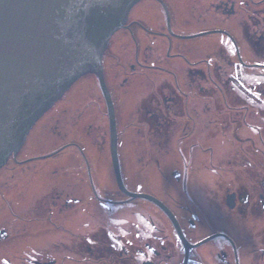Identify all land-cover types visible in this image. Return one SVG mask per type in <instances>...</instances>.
Masks as SVG:
<instances>
[{
	"label": "flooded vegetation",
	"instance_id": "obj_1",
	"mask_svg": "<svg viewBox=\"0 0 264 264\" xmlns=\"http://www.w3.org/2000/svg\"><path fill=\"white\" fill-rule=\"evenodd\" d=\"M162 1L134 6L103 68L122 180L172 218L120 190L109 128L83 121L78 101L72 161L56 164L73 177L42 192L35 170L22 191L0 194V264H264V0ZM107 55L134 62L112 61L108 73ZM137 133L144 157L128 161ZM211 137L234 151L215 154ZM154 151L169 157L147 160ZM164 162L174 169L166 185L142 192L127 182L128 165L139 173Z\"/></svg>",
	"mask_w": 264,
	"mask_h": 264
},
{
	"label": "water",
	"instance_id": "obj_2",
	"mask_svg": "<svg viewBox=\"0 0 264 264\" xmlns=\"http://www.w3.org/2000/svg\"><path fill=\"white\" fill-rule=\"evenodd\" d=\"M138 1L0 0V170L17 155L38 120L79 78L93 73L107 107L120 190L157 204L172 218L160 200L128 190L122 180L114 103L102 66L110 38Z\"/></svg>",
	"mask_w": 264,
	"mask_h": 264
},
{
	"label": "rangeland",
	"instance_id": "obj_3",
	"mask_svg": "<svg viewBox=\"0 0 264 264\" xmlns=\"http://www.w3.org/2000/svg\"><path fill=\"white\" fill-rule=\"evenodd\" d=\"M135 10H138V5L135 7ZM120 55L118 56H109L105 58L104 65L106 67V71L110 73L112 71L111 65L109 66V63L116 64L120 62L122 64V60L129 62H134L133 59L127 60L125 58L120 59ZM111 60V61H109ZM113 65V66H114ZM119 80V79H118ZM120 81L117 80H111L110 86H116L115 83H118L119 85ZM118 90V89H117ZM144 91V90H143ZM123 93L127 95L128 91L123 90ZM146 92H143L142 96H145ZM118 103L123 102V96L120 95L119 90L115 94ZM63 101H61L59 106H54L53 109L50 110L49 113H47L42 120L37 123L32 131L30 132L26 143L24 144L21 152L19 153L18 158L21 160H26L31 157L39 156L37 154L43 155L42 153L52 152L56 150L57 148L63 146L64 141L65 143H70L73 141L74 137V129L73 130H64L63 132L58 131L57 128V122H58V112L61 109H69L72 111V115L76 116V109L74 110V104L79 101V103L82 105L80 106V112L83 111L84 116L83 121H87L88 124H92L93 126L98 125L100 129H104L108 131V121H107V110H106V104L105 101L102 98L101 92L99 90L98 84L96 82L94 74H91L90 76H86L81 78L77 83H75L72 88L64 95ZM227 99L225 97H222L221 99V107L223 113H229L231 111V106L229 105V101H226ZM72 105V106H71ZM69 116V112H68ZM121 117H123L120 114ZM127 121H121L120 125L122 127L123 124H125ZM133 122V121H132ZM131 122V123H132ZM46 124L48 127H46ZM87 127V126H86ZM138 131H142V128L137 129ZM135 132L131 133L134 134ZM139 133V132H138ZM138 133L135 136H132L131 143L134 144V146H129V152L127 160H132L133 162H137L138 159L144 157V152H141L138 150ZM40 137H42V142L44 143L43 146H37L35 149H32V146H29L34 141L39 140ZM107 140L106 143L108 144V134H106ZM130 137V136H129ZM219 139V138H218ZM41 142V141H40ZM38 143V142H37ZM218 143V146H217ZM90 144V142H89ZM214 144L216 148L215 154L219 152H227L228 150H233V145H229L228 142L220 143L216 141V138H209L207 140L206 145H212ZM134 147V148H133ZM236 148V147H235ZM234 151V150H233ZM60 155H56L53 158L49 160H41V161H31V163L18 165L13 159H10V161L7 163V165L2 169L0 172V194H7V193H15L22 191L23 184H26L28 180H30L31 176L33 175L32 171L37 170L39 173L35 174V177L43 178V181L40 179V181L43 183V185H40L42 192H49L51 188L55 187L56 181L59 183L63 179L70 178L71 173L68 170H65V172L60 173L56 167L57 161L66 159L69 162L72 161V152L74 151L71 148H67L63 151H60ZM213 153H208V156L212 155ZM108 157V156H106ZM147 160H150L152 157L153 159L157 160L158 157L161 160V158L168 159V155L166 152L158 153V151H154L152 154H147L145 156ZM81 160V158H79ZM162 161V160H161ZM45 164L47 169L40 168L41 165ZM151 165V164H150ZM148 165V166H150ZM155 165V164H152ZM70 167V166H69ZM174 169L171 167V165H168L167 162H164L162 164V168H147L143 167L139 170H135L134 166L128 165L127 168V175L129 176V179L133 180V178L136 177V171H137V177L131 183L132 181H127L132 186L135 185L137 191H148L153 192L156 187H160L162 184H167L164 180V177H169L171 175L172 171ZM168 173V174H167ZM164 176V177H163ZM14 177V179H12ZM164 182V183H163ZM35 185V182H33ZM54 185V186H53ZM32 186V185H31ZM36 188L39 187V185H35ZM21 189V190H19ZM45 189V191H44ZM155 192V191H154ZM138 200H135L132 202V205H138ZM1 207L4 206V201L0 202Z\"/></svg>",
	"mask_w": 264,
	"mask_h": 264
},
{
	"label": "trees",
	"instance_id": "obj_4",
	"mask_svg": "<svg viewBox=\"0 0 264 264\" xmlns=\"http://www.w3.org/2000/svg\"><path fill=\"white\" fill-rule=\"evenodd\" d=\"M63 99L64 98H62L56 105H55V107L56 106H59L60 104V102L61 101H63ZM72 106V105H71ZM51 109H53V107L51 108ZM50 109V110H51ZM50 110L47 112V113H49L50 112ZM68 112H69V116H68ZM46 113V114H47ZM45 114V115H46ZM44 115V116H45ZM58 115L59 116H56V117H58V122H57V128H58V131H59V133H60V131L61 132H63L64 130H73L74 129V116L72 115V111H70L69 109H67V110H65L64 108L63 109H61L59 112H58ZM43 116V117H44ZM42 117V118H43ZM42 118L38 121V123L42 120ZM46 127H48V125L46 124ZM39 140H37V141H34L32 144H30L29 146H32V149H35L37 146H43L44 145V143L42 142V137H40L39 136ZM41 141V142H40ZM38 142V143H37ZM71 143V142H70ZM63 144H67V143H65V141H64V143ZM47 153H49V152H47ZM42 154H46V153H42ZM37 155H40V154H37ZM35 156V155H34ZM47 160H49V159H47Z\"/></svg>",
	"mask_w": 264,
	"mask_h": 264
}]
</instances>
